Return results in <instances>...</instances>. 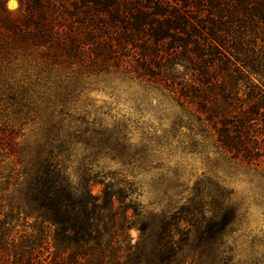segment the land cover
<instances>
[{
  "label": "trees",
  "instance_id": "16d2710c",
  "mask_svg": "<svg viewBox=\"0 0 264 264\" xmlns=\"http://www.w3.org/2000/svg\"><path fill=\"white\" fill-rule=\"evenodd\" d=\"M8 1L0 0V92L16 90V112L44 102L50 119L36 149L0 121V156L11 158L0 159V264H184L194 235L198 264H230L237 211L226 188L198 190L153 219L133 181L87 172L75 181L67 119L88 121L72 114V75L53 71L75 66L81 78L119 74L158 87L181 103L193 133L232 159L259 161L264 0H16V11ZM28 50L40 64L10 84L14 61Z\"/></svg>",
  "mask_w": 264,
  "mask_h": 264
},
{
  "label": "rangeland",
  "instance_id": "374dc122",
  "mask_svg": "<svg viewBox=\"0 0 264 264\" xmlns=\"http://www.w3.org/2000/svg\"><path fill=\"white\" fill-rule=\"evenodd\" d=\"M14 4L9 0L7 8L16 11L19 4L16 0ZM14 62L19 68L12 69L9 81L15 85L16 80H23L25 70L34 73L41 58L33 50L21 51ZM53 73L72 75L78 93L76 104L71 105L78 112L72 114L84 115L88 121L82 125L67 119V123L72 122L73 145L66 165L76 182L82 172L107 181L112 174L133 181L137 202L153 219L173 213L198 190L211 193L218 186L226 188L237 211L228 239L230 264H264V126L260 120L255 127L261 136L253 133L260 149L256 153L259 161L246 164L220 151L212 139L193 133L185 123L181 103L158 87L119 74L81 78L75 66H58ZM254 81L258 83V79ZM15 92L1 90L0 121L20 132L19 142L36 149L45 136L49 111L39 101L34 112L26 108L16 112L17 104L11 99ZM0 159L9 163L11 158L1 155ZM100 189L96 186L94 192ZM131 235L136 240L139 231L134 229ZM195 238L184 248V264L199 263Z\"/></svg>",
  "mask_w": 264,
  "mask_h": 264
},
{
  "label": "snow or ice",
  "instance_id": "6c2138e0",
  "mask_svg": "<svg viewBox=\"0 0 264 264\" xmlns=\"http://www.w3.org/2000/svg\"><path fill=\"white\" fill-rule=\"evenodd\" d=\"M15 6V4H14V0H13V7Z\"/></svg>",
  "mask_w": 264,
  "mask_h": 264
}]
</instances>
